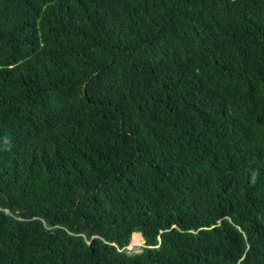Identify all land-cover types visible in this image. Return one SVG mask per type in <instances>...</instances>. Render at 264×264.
Segmentation results:
<instances>
[{
  "label": "trees",
  "instance_id": "1",
  "mask_svg": "<svg viewBox=\"0 0 264 264\" xmlns=\"http://www.w3.org/2000/svg\"><path fill=\"white\" fill-rule=\"evenodd\" d=\"M0 264H264V0H0Z\"/></svg>",
  "mask_w": 264,
  "mask_h": 264
},
{
  "label": "rangeland",
  "instance_id": "2",
  "mask_svg": "<svg viewBox=\"0 0 264 264\" xmlns=\"http://www.w3.org/2000/svg\"><path fill=\"white\" fill-rule=\"evenodd\" d=\"M138 238L139 237H136L135 234L132 236L130 244L126 247V248L130 249V251L128 250V252L135 253V252L140 251V248L142 247V240L140 238L139 239Z\"/></svg>",
  "mask_w": 264,
  "mask_h": 264
},
{
  "label": "built area",
  "instance_id": "3",
  "mask_svg": "<svg viewBox=\"0 0 264 264\" xmlns=\"http://www.w3.org/2000/svg\"><path fill=\"white\" fill-rule=\"evenodd\" d=\"M128 250L130 251V249H129V248H126V251H127V253H130V252H128Z\"/></svg>",
  "mask_w": 264,
  "mask_h": 264
},
{
  "label": "crops",
  "instance_id": "4",
  "mask_svg": "<svg viewBox=\"0 0 264 264\" xmlns=\"http://www.w3.org/2000/svg\"><path fill=\"white\" fill-rule=\"evenodd\" d=\"M135 235H137L139 238H140V236L138 235V234H135ZM141 239V238H140Z\"/></svg>",
  "mask_w": 264,
  "mask_h": 264
},
{
  "label": "bare ground",
  "instance_id": "5",
  "mask_svg": "<svg viewBox=\"0 0 264 264\" xmlns=\"http://www.w3.org/2000/svg\"><path fill=\"white\" fill-rule=\"evenodd\" d=\"M136 237H138L137 235H136ZM139 239V238H138ZM137 240V239H136Z\"/></svg>",
  "mask_w": 264,
  "mask_h": 264
}]
</instances>
